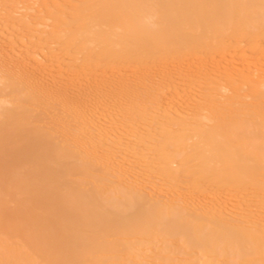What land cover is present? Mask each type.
<instances>
[{
    "label": "bare ground",
    "instance_id": "bare-ground-1",
    "mask_svg": "<svg viewBox=\"0 0 264 264\" xmlns=\"http://www.w3.org/2000/svg\"><path fill=\"white\" fill-rule=\"evenodd\" d=\"M0 264H264V0H0Z\"/></svg>",
    "mask_w": 264,
    "mask_h": 264
}]
</instances>
